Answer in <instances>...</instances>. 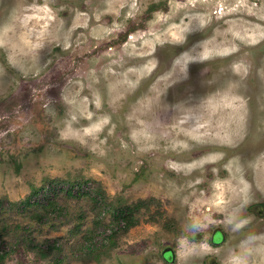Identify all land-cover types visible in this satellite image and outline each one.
<instances>
[{"label": "rangeland", "instance_id": "374dc122", "mask_svg": "<svg viewBox=\"0 0 264 264\" xmlns=\"http://www.w3.org/2000/svg\"><path fill=\"white\" fill-rule=\"evenodd\" d=\"M0 264H264V0H0Z\"/></svg>", "mask_w": 264, "mask_h": 264}, {"label": "trees", "instance_id": "16d2710c", "mask_svg": "<svg viewBox=\"0 0 264 264\" xmlns=\"http://www.w3.org/2000/svg\"><path fill=\"white\" fill-rule=\"evenodd\" d=\"M124 213H125L124 209H117L116 212H115L116 216H121V215L124 216Z\"/></svg>", "mask_w": 264, "mask_h": 264}, {"label": "built area", "instance_id": "2783aa9c", "mask_svg": "<svg viewBox=\"0 0 264 264\" xmlns=\"http://www.w3.org/2000/svg\"><path fill=\"white\" fill-rule=\"evenodd\" d=\"M99 232H100L102 235H105V234H107V232H108V233L111 232V228H108V229H106V230H102V229H101Z\"/></svg>", "mask_w": 264, "mask_h": 264}, {"label": "flooded vegetation", "instance_id": "af4514ba", "mask_svg": "<svg viewBox=\"0 0 264 264\" xmlns=\"http://www.w3.org/2000/svg\"><path fill=\"white\" fill-rule=\"evenodd\" d=\"M219 233V232H218Z\"/></svg>", "mask_w": 264, "mask_h": 264}]
</instances>
